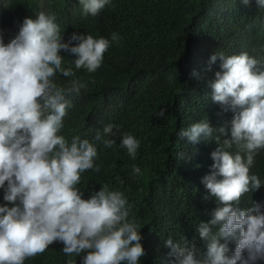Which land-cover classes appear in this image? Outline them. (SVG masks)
<instances>
[{
	"label": "clouds",
	"instance_id": "1",
	"mask_svg": "<svg viewBox=\"0 0 264 264\" xmlns=\"http://www.w3.org/2000/svg\"><path fill=\"white\" fill-rule=\"evenodd\" d=\"M241 2L247 6L250 0ZM110 3L80 0L84 13L92 16ZM256 3L264 8V0ZM55 20L54 14L40 12L36 19L25 17L8 43L0 34V188L7 202L0 205V264H24L57 241L66 255L86 253L82 264H140L146 254L141 228L130 218L123 192L103 185L84 198L77 187L82 173L100 171L94 164L96 146L79 135L69 143L58 134L72 107L71 97L87 85L73 79L59 86L54 78L75 76L72 64L95 72L110 41L74 32L65 42ZM111 38L121 39L115 32ZM62 50L75 57L67 67ZM218 58L211 99L223 112H233L231 136L211 153L212 170L202 178L209 193L204 198H216L218 206L197 228L204 249L187 238L183 243L169 238L167 264H250L264 259V205L239 206L245 193L262 186L249 171L257 151L264 150V62L247 52H216L210 56L209 71ZM164 113L161 109L156 114ZM215 131L226 135L224 126L215 128L207 119L181 128L177 136L195 144L210 140ZM118 134L121 146L135 159L140 142L112 124L103 133L98 130L94 139L112 147ZM234 146L239 150L229 151ZM140 171L133 165V173ZM229 242H235L234 251Z\"/></svg>",
	"mask_w": 264,
	"mask_h": 264
},
{
	"label": "trees",
	"instance_id": "2",
	"mask_svg": "<svg viewBox=\"0 0 264 264\" xmlns=\"http://www.w3.org/2000/svg\"><path fill=\"white\" fill-rule=\"evenodd\" d=\"M40 12L55 15L65 42L74 32L110 41L95 72L72 64L75 76L54 78L59 86L73 79L87 85L71 97L72 107L58 133L69 143L79 135L97 148L94 164L100 171L81 174L77 187L83 197L103 185L123 192L130 218L141 228L146 254L140 264H167L169 238L179 243L187 238L203 250L197 228L212 218L218 202L204 198L209 193L202 178L212 170L211 153L230 138L233 118L231 110L223 112L211 99L210 81L221 61L218 58L209 71V59L216 52H247L264 62V8L256 0L247 6L241 0H111L92 16L84 13L80 0H0L4 43L14 38L25 17L36 19ZM113 32L121 37L119 42L112 41ZM60 54L66 67L75 58L63 50ZM161 109L163 116L156 114ZM207 119L215 128L224 126L226 135L215 131L210 140L195 144L177 136L181 128ZM108 124L140 142L135 159L121 146L120 134L112 147L94 139ZM238 150L234 146L229 151ZM133 165L140 174L133 173ZM249 174L257 175L262 186L241 197V208L253 202L264 205V150L255 154ZM3 195L0 188V205L7 203ZM63 247L57 241L24 264H82L86 253L69 256ZM229 248L234 251L235 242H229ZM250 264H264V259Z\"/></svg>",
	"mask_w": 264,
	"mask_h": 264
}]
</instances>
